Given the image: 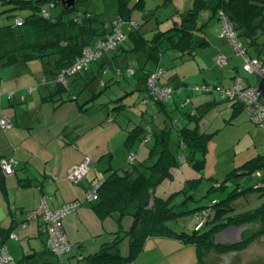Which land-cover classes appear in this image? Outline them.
<instances>
[{"label": "trees", "instance_id": "16d2710c", "mask_svg": "<svg viewBox=\"0 0 264 264\" xmlns=\"http://www.w3.org/2000/svg\"><path fill=\"white\" fill-rule=\"evenodd\" d=\"M89 1L92 0H75L72 7H67L60 0H0V5L11 7L2 13H7L9 10L28 11L24 17L8 14L7 17H14V20L0 26V68L36 63L41 67L43 74L40 87L49 88L51 94L63 99L64 96L75 98L90 85L96 84L92 91L91 87L88 89L89 92L91 91L90 99H92L106 88V82L99 77L102 74L99 72L100 66L105 67L108 62L104 60L106 54L116 52L117 55H112L110 58L118 59L117 62L121 63L120 65L124 64L127 58L124 69L134 70L135 58L139 54L147 53V60L155 64V69L148 70L142 67L143 63L139 66L145 75L148 99L159 102L161 99L158 96L150 94L151 88L147 81L160 69L157 65L164 53L174 52L182 59L185 55H192L196 48L207 44L204 36L198 34L204 25L198 26L197 23V17L205 7L213 10L220 24L223 20L229 24L236 40L244 48L248 57L260 59L264 63V58H261L264 48V0H194V6L191 9L184 11L178 18H173L175 27L156 33L151 40L144 37L133 16L136 9H142V0H111L110 7L106 9L111 13L110 17L92 13L88 8ZM116 19L120 20L125 34V39L119 46L113 51L103 52L98 60L88 64L85 69L65 77L64 84L58 82L59 75L73 68L82 57L85 47H94L99 40L106 38L108 34L105 27L111 26L112 21ZM122 49L131 55L123 56L125 59L119 60V51ZM93 64L98 65L97 69L92 68ZM121 70L122 68L120 72ZM76 77H80L84 83L80 89L73 87L71 82ZM112 77H114L113 74ZM173 79L176 80V77ZM156 85L169 87V84H159L158 80ZM10 96L12 97L13 93H10ZM123 98L124 96L120 97L119 101L109 104L107 106L109 110L120 112L124 107L121 102ZM228 103L231 104L234 112L244 110L239 103ZM108 119L112 121V117ZM175 127L179 143L177 150L172 151L169 147L171 133L169 129L163 128L153 132L147 131V128L141 125H136L124 141L127 148L136 141L135 148L131 149L126 159L128 168L123 167L121 172H111L97 186V200L91 202L86 200L101 220L107 217H118L120 222L124 216L133 218V223L126 233L129 243L128 256L120 255L116 246L119 237L115 236L112 243L103 244L99 251L87 254L80 261H85L87 264H126L137 259L147 240L176 238L183 243L195 246L198 255L205 257L207 262L214 255L219 259L216 261L211 259L210 263L229 264L232 253L244 251L255 241L264 242V201L261 204L252 203L253 199L248 197L251 191H258V196H264V172L259 171L264 168V155L246 160L244 164L233 169L222 182L209 178L211 182L208 190L211 192L222 189L230 176L246 178L250 176L256 181L253 185H247L246 182L236 184L234 192L229 193L223 201L218 202L216 199L202 201L203 197L197 199L188 192L198 185L202 177L186 179L185 175L187 172H192L190 171L192 166L195 172H199L203 166V160L194 164L191 162L193 159L190 158V168L183 166V162L187 160L181 148L188 147L190 157L197 152L204 154L208 138L197 133L196 126L179 128L176 122ZM147 133L153 136V143L148 149L147 157L137 161L135 149L146 140ZM131 156H134V160L129 162L128 158ZM182 159H184L183 162ZM14 172L15 165H13L12 174ZM0 174L2 175L1 170ZM178 195H184V199L175 203ZM234 195H245L246 198L234 205L230 202ZM189 201L194 206L179 211L178 207L187 206ZM190 214L196 218L192 233H176L167 225L170 220ZM184 219L182 221L186 222ZM198 223H201V226L195 230ZM227 229H241V239L238 243L231 245L217 243L218 238ZM0 237L3 243L1 232ZM63 257L59 260L45 243L41 252L26 254L14 264H59V261L65 264ZM261 261L263 262L256 260L252 264H264V259Z\"/></svg>", "mask_w": 264, "mask_h": 264}, {"label": "rangeland", "instance_id": "374dc122", "mask_svg": "<svg viewBox=\"0 0 264 264\" xmlns=\"http://www.w3.org/2000/svg\"><path fill=\"white\" fill-rule=\"evenodd\" d=\"M110 1L111 0H92L89 1L88 8L94 14H104L106 17H110L111 13L106 11V9L110 7ZM142 1V9H136L133 16L140 26V29H142L144 37L148 40H151L158 32L168 31L170 28L175 27L173 18L178 14V11H188L194 6V0ZM10 8L11 7L7 5H0V26L9 24L14 20V17H7L8 14L21 15L22 17L28 14V11L26 12L25 10H9L7 13H2L4 10ZM112 12L114 13V11ZM145 16H147V18H145ZM197 23L198 26L205 24V40H207L205 46L196 48L192 55H185L182 59L177 57L174 52H166L160 58V61L162 60L160 68L163 70V75L159 80V84L164 85L165 83H168L176 86L173 77H178L181 83L186 86L185 92H187L190 97L187 102L185 93L183 94L181 91L174 92L175 89L172 86V95L169 97L170 100L163 99L164 101H162V105L165 106L164 109L155 106H153V108L144 107L140 104V101H138L137 96L131 98L133 97L132 94L125 95V93L134 90L141 75V71L136 65V70H134L137 72L134 76L133 74H130L127 69H124L123 73L119 74L113 66L107 71L108 73L106 75L101 76L102 80L106 82V88L99 93L100 95L93 96V99L91 100V102L97 106V109L102 110L112 102L117 101L120 97L124 96V98L121 99L124 107L120 110V113L118 110L115 112L109 111L111 115H119V117L116 116L114 121L112 120L111 123H107L108 125L105 122L106 120L102 121V126L103 128H106V131L94 132L91 137V145L86 147V151L89 153L88 155L92 158L91 167L94 169V173L101 176L102 179L109 176L110 169H119V172H121L123 167L128 168L126 165L128 152L123 146V140L125 141L131 129L128 128L125 130V122L128 121L126 118H130V120L132 118L136 125H142L144 121L142 107H144L146 109V119L149 121L151 120V124L148 121V124L151 125V130L156 132L163 128L169 129V131H171L169 147L172 151H176L179 140L178 135L174 130V128H176L175 123L178 122L180 125L179 127L182 128L185 125L184 121L185 119L187 120L186 117L189 113H192L195 108L204 105L207 101H212L213 96H215L217 108H209V105H205L204 107L206 109L195 111L196 116H198L195 118L196 123L198 124L197 129L200 130V134L208 138L205 153L202 154L197 152L194 156L190 157V153L188 152L189 148H181V152L187 160L186 162H183L184 159H182L183 166H188L190 168V158L193 159L191 162L194 164H198L199 161L203 160V166L199 172H195L193 166L190 168V171L193 172V178L202 177V179L195 188H192V190L188 192H191V194L197 199L203 197L202 201L216 199L219 202L223 201L229 193L234 192V189L237 187L236 184L246 182L247 185H253L256 182L250 176L247 178L245 176H230L229 180L225 183V187L222 189L211 192L208 190L211 182L209 178H214V180L222 182L233 169L244 164L246 160L255 157L257 158L259 155H264V131L250 121L249 115L244 110H242L241 114L245 115L236 119L237 116H234V109L231 104L221 98L218 92L202 93L200 90L196 89L205 85L211 87L215 85H224V88L232 87L233 80L231 79V76L235 70L241 75L240 77L248 78L251 86H257L260 83V80L256 75L243 71V59L235 52L233 45L229 43L226 38L220 39L222 26H220L216 19L206 21L202 16H199ZM261 55H263L261 56L263 59L264 48ZM220 56L229 59L230 62L228 66H220L218 64V57ZM134 63L136 64V62ZM97 67V64L92 65L93 69H97ZM152 67V65L148 64L146 68L151 69ZM19 72L21 75H19ZM112 74L114 75L113 79L111 78ZM17 78L20 82L16 84ZM41 79L40 72L36 69V63L29 66L11 65L0 68V80L2 81L0 87L2 88V85L5 84L3 91L1 89L2 95L0 93V100H2L0 102V104L2 103L1 112L3 111L4 117L11 110L9 103L15 105L14 101H17V99L22 96L19 89L24 88L25 92L28 93L31 87L42 83ZM203 81H206V84H204ZM15 84H19V87L15 86ZM98 88L100 89V87ZM12 91L15 93V100L9 102L8 98H11L10 93ZM22 92L25 93L24 91ZM37 92L38 91H35L34 94L37 95ZM135 94L141 95L142 91H137ZM176 94L178 99L175 98ZM65 99L66 97H64L63 100ZM190 100L192 102H190ZM107 108L109 110V107ZM18 109L19 106H16L17 111H22ZM101 116L104 118V113ZM135 119H137V121H135ZM150 128L147 127V131H150ZM44 132L45 130L41 129L40 134ZM123 133L125 134L123 135ZM205 133H212V135H206ZM3 134L5 135L6 131L0 127V137H2ZM152 137L153 136H151L148 145H143L140 149H138V147L135 149L138 156L137 161L143 160L147 156L148 149L152 145ZM259 171L264 172V168ZM258 194V191L250 192L248 197L253 199L252 203L261 204L264 201V196H258ZM183 197L184 195H178L175 198V203L181 202L184 199ZM245 198V195H234L230 199V202L236 205ZM79 205L76 209H79ZM85 205L89 206V203H85ZM193 206L194 204L189 201L187 206L178 207V209L179 211H183L188 209V207ZM183 218L186 219V222L181 221ZM82 220L83 222L80 224L74 222V219L68 220V223H71L72 225V235L80 239L81 246L76 242L71 243L73 250H79V254H84L86 249L89 251L97 249L95 251H99L101 247H93L94 240L93 238H89V235L86 232V229H90L92 232L94 231L93 219L85 216ZM110 220L108 219L106 224L103 222V228L100 227L105 234L101 236L100 241L104 240L106 233L108 232H111V237L105 239V242L111 243L110 241L113 240L114 236H118L119 240L118 243H116V246L119 249L120 255L127 257L129 243L127 237L128 234L126 233L129 231L133 223V218L131 216H124L119 224L116 223V219ZM99 222L101 224V221ZM195 224L196 218L194 215L190 214L188 216L177 218L176 220H170L167 225L174 232L181 234L182 232L192 233ZM110 228L113 229L111 230ZM240 239L241 229H227L218 238L217 243L231 245L238 243ZM17 242L18 241H15L13 244L15 245V250L17 251L18 256L9 264H14L15 261L23 256L22 248L18 246L19 242ZM252 246L253 245L249 246L251 247L252 252L248 254L242 252L237 255L231 254V261L229 264H252L256 260L263 262L261 259H264V245ZM209 260H211V257ZM209 260L207 262L205 257H200L196 251V247L192 244L183 243L176 238H152L151 241L145 243L143 251L137 259H135L134 262L126 264H212ZM77 264L86 263L79 262Z\"/></svg>", "mask_w": 264, "mask_h": 264}, {"label": "crops", "instance_id": "0c3cea01", "mask_svg": "<svg viewBox=\"0 0 264 264\" xmlns=\"http://www.w3.org/2000/svg\"><path fill=\"white\" fill-rule=\"evenodd\" d=\"M183 13L184 11L182 10L178 11V14L174 18H178ZM199 16H202L204 19H206V21H209L210 19H216V21L220 24L219 20L216 18V16H214L213 10L210 7L203 8L200 11ZM203 25L205 26V24L199 26ZM140 30L142 32V29ZM198 34L204 36V38L206 39L204 27ZM112 55L115 56L117 54L116 52H112L105 55L104 60L108 62L105 64V67L100 66L99 72L102 74L99 77L104 76L103 74L107 72V70H110L112 66L116 68L117 73L119 71V73L122 74V71L125 68L123 66H126L127 64L125 63L127 58L125 59L123 58V56L131 54L125 52L123 49L119 51V60L125 59L124 64L122 65H120L121 63L118 64V59L111 60L110 57ZM146 55L147 53H143L139 54L137 58L134 57L135 60L133 62H137L135 65L141 71V75L136 83L134 90L125 93V95L132 94L133 97L131 98L137 96L138 101H140V104L144 107L153 108V106H155L164 109L165 106L162 105V101L164 100L157 102L150 101L148 99L145 75L139 65L143 63L142 67H147L148 64H150L153 67L148 70H154L155 64L149 62ZM220 57H218V59ZM227 60L228 66L230 61L228 58ZM161 61L159 60V63L157 65L158 68H160ZM121 68L122 70L120 72ZM36 69L40 72V76L42 78L43 74L38 64H36ZM135 70L133 72V76L137 72ZM158 71H160V76L158 79L159 83V80L163 75V70L161 69ZM19 75H21L20 72ZM237 76L241 75L237 73V70H235L233 75L231 76V79L233 80L232 84L234 83V79ZM76 79L77 81L74 82V80ZM244 80L245 82H247V84L251 85L248 78L244 77ZM18 82L20 81L17 78L16 84ZM71 82L73 83V87H78V89L82 88L81 86H84V83L80 77L72 79ZM203 82L204 84H206V81ZM175 83L176 86H174V84H169L168 86L174 87V92L181 91L183 94L185 93L187 102L188 98L190 97L188 93L185 92L186 86L181 83L178 77H176ZM16 84L15 86L19 87V84ZM4 85L5 84L2 85V88L0 87V93L1 89L3 91ZM39 85L40 84H36L34 87H31L34 88V90L28 93L25 92L24 88L19 89L22 96H20L17 101H14L15 93L13 91L11 92L13 93V96L11 98L7 97L9 102L14 101L15 105L19 106L18 110L22 111H17L16 106L9 103L11 110L4 117L3 111L1 112L2 103L0 104V118L6 119L9 123V128L6 130V134H3L2 137H0V159H7L10 161L13 160L15 165V172L11 176L4 177L0 174V232L2 234L1 236L3 237V245L6 248L12 261H14L18 256L17 251L15 250V245L13 244L15 241L19 242L17 243L18 246L22 248L23 256L33 252H41L46 243L45 237L41 232L45 213H55L65 204L71 202H79V209H76L73 214H68V217L65 216L61 220L62 230L67 238V242H69V252L63 257L62 260L65 264H77L79 262L86 263L85 261H80L81 258L86 256L87 254H93V252H97L95 251L97 249H90L91 251L86 249V252L84 254H79V250L74 251L71 243L76 242L77 244H79V246H81L80 239L72 235V225L71 223H68V220L74 219V222L80 224L83 222L82 219L85 216L87 218L91 217L94 221V231L92 232L90 229H86V232L88 233L89 238H93L94 240L93 247H102L103 244H110L109 242H105V239L111 237V232L106 233V237L104 238V240L100 241L101 236L105 235L100 227L103 228V222L106 224L108 219H116V223L119 224V218L107 217L104 220H101L95 214L90 204L89 206L85 205V203H87L86 197L88 192L92 189L97 188V186L100 185L99 183H101L106 178L105 177L102 179L101 176H98L94 173V169L91 167L92 158L90 155H88L89 153H87L86 147L91 145V137L94 132L106 131V128H103L102 126V121L106 120V124L111 123L112 121L108 120V118L112 117V120L114 121L115 117H119V115H111V113L109 112L110 110H108L107 107L103 108L102 110L97 109V106L91 102L93 98L90 99L92 97V94L90 93L96 84H93V86L90 85V92L88 91V89L90 88L89 87L88 89L84 90L81 95H76L75 98L64 96L66 97L65 100H63L64 98L59 99L58 96L51 94L49 88L40 87ZM223 86L224 85H220L219 87L222 88ZM22 91H24L25 93H23ZM35 91H38L37 95L34 94ZM137 91H142V94H135ZM87 98H89L90 100ZM175 98L178 99L177 94L175 95ZM1 101L2 100H0V102ZM85 101L88 102L84 103ZM190 102L192 101L190 100ZM81 103L83 104L81 105ZM205 105H209V108H217L215 96H213L212 101H207L204 105L195 108L192 113H189L186 117L187 120L185 119L184 121L185 125L183 127L193 128L194 126H196L198 128V124L196 123L195 119L198 116H196L195 111L206 109L204 107ZM144 107H142V115L144 116V121L141 126L145 128L146 125V128H150L151 120L149 121L148 119H146V109ZM103 113L104 118L101 116ZM241 113L242 110L234 112V116H237L236 119H239L241 116L245 115ZM126 119L128 121L125 122V130H127L128 128L132 130L135 126L134 124L136 123H134L132 118L131 120L130 118ZM135 121H137V119H135ZM148 121L150 123L149 125ZM41 129L45 130V132L42 134H40ZM197 133H200V130L197 129ZM124 134L125 133H123V135ZM205 134L212 135V133ZM145 139L146 140L144 142L137 145L138 149H140L143 145H148V142L151 140V136L149 133H147ZM135 142L136 141H133L128 149L125 146L123 140V146L127 150L128 155L131 153V149H133V147L135 148ZM134 154L138 158L136 151ZM83 162H86L89 167L87 175L77 183L72 182L68 177L69 171L79 166ZM113 171L119 172V169H110V173ZM185 178H193V172H187ZM99 221H101V224ZM110 229L112 230L113 228ZM113 241L114 238L110 242L112 243ZM149 241H151V239L147 240L146 242ZM251 245L260 246L264 245V242L255 241ZM241 252L248 254L252 252V249L251 247H248ZM241 252L232 254L237 255ZM211 259L212 261H216L219 258L213 255ZM229 261H231V258L229 259Z\"/></svg>", "mask_w": 264, "mask_h": 264}, {"label": "built area", "instance_id": "2783aa9c", "mask_svg": "<svg viewBox=\"0 0 264 264\" xmlns=\"http://www.w3.org/2000/svg\"><path fill=\"white\" fill-rule=\"evenodd\" d=\"M119 21V19H116L112 21L113 23L111 26H106L105 29L108 34L106 38L99 40L94 47H85L82 51V57L73 68L62 72V74L59 75L58 82L64 84L65 77L85 69L88 64L98 60L102 56L103 52L115 50V48L125 39L123 26L121 27ZM221 26L222 34H220V38H226L228 42L233 45L235 52L243 59V71L256 75L259 78L260 83L257 86H251L245 82L244 78L237 76L234 79L233 86L229 88H221L219 86L211 87L205 85L196 89L200 90L202 93L218 92L221 98L227 102L239 103L243 107L244 111L249 115L250 120L258 128H261L264 131V63L257 58H251L246 55L244 48L236 40L231 27L225 20L222 21ZM218 64L220 66H226L228 64V60L224 57H220L218 59ZM128 72L133 74L134 70L129 68ZM159 76L160 71H157L152 74L147 81L151 88L150 94L158 96L161 100H167L172 95V90L171 87H159L156 85ZM33 90L34 88H30L29 92ZM0 127L3 130H7L9 128L8 121L1 118ZM128 160L129 162H132L134 160V156L129 157ZM13 165L14 161L1 160L0 170L2 175H11L13 172ZM88 171V164L83 162L79 166L71 169L68 177L72 182L77 183L87 175ZM86 200L88 202L97 200L96 188L88 192ZM78 205L79 202H71L60 208L55 213H45L41 232L45 237L47 248H49L51 253L59 260L69 252V244L61 227V220L71 212L75 211ZM200 226L201 223H198L195 230H198ZM10 262L11 258L0 237V264H9ZM58 263L63 264L61 261Z\"/></svg>", "mask_w": 264, "mask_h": 264}, {"label": "water", "instance_id": "95a60500", "mask_svg": "<svg viewBox=\"0 0 264 264\" xmlns=\"http://www.w3.org/2000/svg\"><path fill=\"white\" fill-rule=\"evenodd\" d=\"M60 1L63 5H66L67 7H72L75 4V0H60Z\"/></svg>", "mask_w": 264, "mask_h": 264}]
</instances>
